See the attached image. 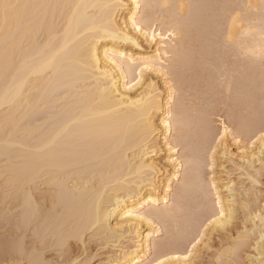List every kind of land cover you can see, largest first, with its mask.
Returning <instances> with one entry per match:
<instances>
[{"label": "bare ground", "instance_id": "6f19581e", "mask_svg": "<svg viewBox=\"0 0 264 264\" xmlns=\"http://www.w3.org/2000/svg\"><path fill=\"white\" fill-rule=\"evenodd\" d=\"M8 2L32 7L19 10V25L6 26L0 18V188L3 198L13 202L6 214L30 202L29 214L40 212L88 230L98 215L95 231L105 250L97 264L116 259L154 264L164 254L186 255L185 245L191 247L188 241L212 210V182L225 209L233 193L237 205L255 202L253 217L264 208L256 189L264 175L257 139L264 129V0ZM113 3L127 5L115 13L121 26L126 16L139 11L137 18H144L149 37L152 28L157 33L155 42L144 40L129 21L127 30L139 36L141 47L115 46L116 51L163 61L160 71L151 73L160 93L154 134H145L140 110L132 106L140 91L127 89L119 68L113 74L114 91L105 94V83L86 74L79 63L81 51L94 46L101 65L110 64L113 43L89 29L103 13L91 6ZM66 43V51L48 71L46 65ZM220 104L226 107L224 115L216 112ZM170 113L171 131L165 127ZM177 118L182 123L179 133ZM225 128L229 131L221 144L212 142L217 154L211 168L209 130ZM148 144L151 148L145 151ZM170 145L175 147L170 150ZM130 209L136 214L126 217ZM0 214L6 215L4 210ZM20 215L18 210L13 214L15 229ZM238 218L245 219L242 208ZM248 228L251 232V221ZM158 233L165 241L159 245ZM208 234L193 261L200 257L201 245L211 248ZM259 236L257 230L245 260L233 241L225 256L216 255L215 264L258 259ZM12 237L0 238V249Z\"/></svg>", "mask_w": 264, "mask_h": 264}, {"label": "snow or ice", "instance_id": "6c2138e0", "mask_svg": "<svg viewBox=\"0 0 264 264\" xmlns=\"http://www.w3.org/2000/svg\"><path fill=\"white\" fill-rule=\"evenodd\" d=\"M32 7L29 5H19L8 2V0H0V18H2L4 24L7 26L9 23L19 25L22 22V16L19 10L21 8ZM77 8L80 6L77 5ZM92 8H100L103 10L99 23L94 21L93 26L89 29L90 32L95 34L101 40H109L113 43V51L110 59V64L101 65V61L97 56L95 47L89 48L87 53L81 51L79 54L81 59L79 61L81 68L88 75L96 76L98 80H102L106 87L103 89L105 94H109L114 91L116 84L113 79V74L116 68H119L120 73L125 77V85L129 91L139 90L140 96L132 102L133 107H137L140 110V122L144 129L145 134H154L155 128L152 123L153 113L160 111L159 106L155 103V98L160 95L157 92L155 82L151 81V73L159 72L163 61H157L152 57H137L130 52H120L115 50V46L118 42L123 44H130L134 48L139 49L141 44L138 42L139 36L134 38L129 34L128 22H131V29L135 33L142 35L144 40L156 41L157 33L155 28H152L151 37L145 27V20L140 16L139 11L133 12L130 16H126L124 24L121 26L118 22L116 12L127 7V5L121 3L104 4V5H92ZM138 10L141 6L135 5ZM130 10V9H129ZM239 13L233 17V25L239 18ZM171 35V33L169 34ZM231 39V36L229 37ZM262 39H264V32H262ZM67 43L65 47L56 51L53 55L52 62L46 65L47 70L51 71V64L55 59L59 57L64 51H66ZM107 55V53H106ZM261 55L264 58V47L261 48ZM161 115L163 113L161 112ZM167 123L165 127L170 131L172 129V114L170 113L166 117ZM182 123L177 118L176 129L179 133ZM229 131L225 128L223 132L217 129L214 133L209 130L211 141L208 144V151L211 153V168L215 167V157L217 154V147L212 146L214 142L217 146L221 144L225 134ZM219 137V139H217ZM261 141L260 156L264 160V129H261V135L257 137ZM179 142V137L177 138ZM167 142V141H166ZM253 145H256V140H253ZM239 144V141H237ZM175 146L170 145V150ZM151 145H145V151H148ZM178 152L179 149L175 148ZM205 167L209 165L206 163ZM209 168V171H211ZM205 182H207V172H205ZM179 191V190H178ZM231 191V189H229ZM214 193L212 201V210L208 216H205L204 221L200 222L199 228L189 241L188 244L191 247L185 245L184 252L186 255H178L176 257H170L164 254V258L157 257L154 264H195L191 259L196 255V249L198 245L204 242L206 239V233L212 228V230L223 229L226 232L229 231L233 223H236L237 228L239 222L237 221V212L240 208L244 210L245 219L243 221L244 227L235 233H229L232 235V239L236 244L235 251L244 252L251 245L252 240L257 230L260 232L259 240L255 241V251L258 253L259 258L255 259L249 256V264H264V208H261L256 213L255 217L252 216L255 211L250 204L245 201L241 205H237L235 195L228 200V208L225 209L221 194L217 191V185L215 182L210 184L208 189V195L211 197ZM151 204L158 205V202L151 200ZM167 205V201H165ZM30 207V202H26L24 206L18 209V213L21 215L17 221L16 235L11 238L9 242H6L4 247L0 249V264H94L95 257L90 259L92 254L89 251L90 246L96 242L99 238L96 235L95 229L100 224V218L97 215L96 223L91 225L92 230H88L84 227H78L75 225L70 226L68 223H64L61 220L55 219L51 216H45L40 212H33L29 214L26 209ZM143 207V206H142ZM136 213L134 210H128L125 213L126 217H132ZM144 219V217H140ZM259 220V225L256 221ZM251 221L253 228L251 232L248 228V223ZM152 224V221H148ZM213 226H215L213 228ZM157 245L162 241L159 237L163 236V233H158ZM206 248L207 244L204 245ZM125 255L127 253L125 252ZM109 264H133L132 261H121L119 259L110 261ZM135 264H142L140 261H136ZM152 264V262H150ZM219 264H225L224 261H220ZM228 264H241L239 261H229Z\"/></svg>", "mask_w": 264, "mask_h": 264}, {"label": "rangeland", "instance_id": "374dc122", "mask_svg": "<svg viewBox=\"0 0 264 264\" xmlns=\"http://www.w3.org/2000/svg\"><path fill=\"white\" fill-rule=\"evenodd\" d=\"M219 108V109H218ZM219 110V111H218ZM217 113H221V115H224L225 112H226V107L222 106L221 104L217 106V110H216ZM215 118V117H214ZM217 119V117L215 118ZM229 169H231V166H228ZM236 172V171H235ZM259 184L257 185L256 189L259 190L258 194H259V197H260V201H264V175H261L259 177ZM244 183L246 184V186H250V182L247 181V179L244 178ZM4 188V187H2ZM2 188H0V210H4V213L6 214V210L7 208H10V206H12L13 202H10L8 198H3V193L5 192L3 189L4 192H2ZM255 188V187H254ZM2 192V193H1ZM2 195V196H1ZM5 200V201H4ZM261 201V202H262ZM6 202V203H5ZM12 203V204H11ZM259 203V202H257ZM4 204L5 205H9L6 206L4 209V206H2ZM11 204V205H10ZM260 204V203H259ZM255 202H251V207L253 209H255ZM19 209V207H15L13 209H11V211L9 210V213H7L6 215L4 214H0V238L2 239V237L4 239H7V237H12L13 235H15L17 229H15L14 225H15V218H13V214ZM0 211V212H1ZM3 213V212H2ZM10 214V219H4V217L7 215ZM3 216V217H2ZM242 218H238L237 221L239 222V227L237 228L236 226V223L231 226V228L229 229V231H221L220 229L216 228L215 230H212L210 229V231H208V238H209V244L211 245L209 248V250H206L204 249L203 245H201L199 247V250H200V257L199 258H195L194 259V262L195 264H215L216 263V255L217 254H221L223 256H225V248L232 245V242H233V239H232V235L229 234L230 232L231 233H235L237 229L241 228V222ZM241 222V223H240ZM249 224V223H248ZM240 230V229H239ZM102 242L100 239H98L96 242H94L90 248H89V251L90 253L92 254V256H90V259L92 257H95V262L94 264H97L101 253L104 252V248H102ZM252 251V247L251 245L247 248L246 251L244 252H241L243 254V257L246 256V253L248 252H251ZM95 253V254H94ZM227 253V252H226ZM215 254V255H214ZM246 258L244 257V260Z\"/></svg>", "mask_w": 264, "mask_h": 264}]
</instances>
